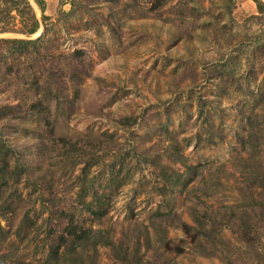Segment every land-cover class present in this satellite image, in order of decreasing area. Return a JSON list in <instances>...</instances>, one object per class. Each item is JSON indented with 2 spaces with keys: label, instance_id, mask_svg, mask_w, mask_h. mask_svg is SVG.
<instances>
[{
  "label": "rangeland",
  "instance_id": "1",
  "mask_svg": "<svg viewBox=\"0 0 264 264\" xmlns=\"http://www.w3.org/2000/svg\"><path fill=\"white\" fill-rule=\"evenodd\" d=\"M155 3L45 0L43 20L33 0H0V39L34 41L20 53L0 41V106L20 107L0 115L12 149L0 264H42L70 217L94 232L75 248L85 264H264V13L253 0ZM32 12L42 24L28 34ZM42 80L58 89L48 126L28 109ZM180 160L206 164L184 187ZM197 198L222 219L213 255L192 228ZM155 211L176 218L152 227ZM247 215L254 241L237 230ZM65 256L46 264L74 263Z\"/></svg>",
  "mask_w": 264,
  "mask_h": 264
},
{
  "label": "trees",
  "instance_id": "2",
  "mask_svg": "<svg viewBox=\"0 0 264 264\" xmlns=\"http://www.w3.org/2000/svg\"><path fill=\"white\" fill-rule=\"evenodd\" d=\"M35 2V4L39 7L40 11L42 12V19L45 20L46 16L44 15V0H33ZM160 1L162 0H152V2H156V3H160ZM256 4V9L257 12H259V14H263L264 13V2L262 0H253ZM155 3V4H156ZM154 7V5H153ZM152 8V7H151ZM253 17H257L256 15ZM29 19H30V24L29 27L26 28L25 33L31 34L34 33L38 27H39V21L37 19V17L33 14V12L29 15ZM5 41L10 43L11 49L18 51L19 53L25 49L27 47V44L30 43H34L33 40L30 39H23V38H6V39H0V41ZM76 53H78V51H76ZM72 64V63H71ZM12 66H8L7 69H9V71H11ZM57 71L60 72L62 71L61 68L56 67ZM72 72H71V76L74 75V73L76 74V72H80L79 67L77 66L75 69V66L72 67ZM57 73V72H56ZM61 76V74H60ZM49 78L51 80H58V85L60 87V85L62 86L63 79L60 77H57L56 74H54V72H50L49 73ZM42 83H37V81H34V84L36 85L35 88H33V93L38 94L39 93V97L36 98L35 100H33L31 102V104L29 105L28 109L31 111H41L42 110V114L40 115V117L42 118V120L44 121V124H46L48 126V124H50V121L48 119V102L49 100L53 99L54 97L57 96L56 93H54V88L55 86H52L50 84V82L48 80H42ZM57 89V87L55 88ZM58 90V89H57ZM42 95V96H41ZM20 111V107L18 104L16 105H6V106H0V115L3 117L8 116V118H10L9 116H12V114L15 112V114H17ZM51 131V130H50ZM12 149L9 147H5V146H0V191H1V187L2 185H4L6 183V175L7 173H10L11 170L9 169V159L10 156L12 154ZM179 157V156H177ZM177 160V159H175ZM180 163L184 165L185 169H186V173H189L188 178L186 180H184V182L182 183V186L184 187L186 185V183L192 179L193 177H196L200 171H203L204 166H206V164L204 163H197L194 165H188L186 164L183 160H180ZM181 175V174H179ZM257 180V182L253 185H260V187L262 186V184L264 183V178H255ZM252 186V185H250ZM263 187V186H262ZM163 188H160V191ZM250 191V199H252L253 201H258L257 199H260V194L261 191L256 192L255 193V189L254 186ZM84 209L89 211V214H92L93 216L100 218L101 215H103V213L105 212L104 209H102V207L100 206L101 204L96 203L93 204V201H89V202H84L82 201ZM85 203V204H84ZM201 204V205H200ZM7 207H9L8 209H10L12 207V204L9 203L7 205ZM188 213L189 216L192 220V222L194 223V226H192V228L198 232L201 233L202 236H204V241L211 245L212 248H209V253H211L212 255L216 253V251H218L217 248H214L215 243L217 242L218 238H214L215 233H217L219 231V228L217 226L218 223H221L222 219L219 220L217 214H219V212H216V210H213L212 207L209 204H205V202L203 200H200L199 198H197L196 200H189L188 202ZM224 208H231L230 206H223ZM254 206H250V210L253 211L255 208H253ZM12 210V208H11ZM255 211H259L261 214H264V209H257ZM175 213V212H174ZM174 213L171 211H166V212H162V211H155L153 212V214L151 215V221H150V225H152V227H154V220H158L157 225H162L165 226V224L160 223V221H163L164 219H169L170 221H172V219L176 218L174 216ZM245 213H247V210H245ZM249 214V213H247ZM179 218H177L178 220ZM219 220V222H218ZM227 220L229 221L230 218H227ZM227 220H225V222L228 224ZM247 222L245 223V226H239L237 228L238 231H240L242 234L243 239H245V237H247L249 235V241H254V239L256 240V228H257V221L254 220L253 218L250 217V215H247ZM173 225V224H172ZM159 227V226H158ZM0 232H2V228L0 226ZM3 234V233H1ZM94 234V232L91 230V228H84L82 225L75 223L72 218L70 217V219L68 220V222L66 223V225L64 226V228L62 229V231L60 233H58L55 237L52 238L51 243H49V248H48V254H47V258H45L44 262L42 264H46L48 263V260H54V262H59V257L65 259V255L69 254L72 256L71 261L74 262L73 264H85V260L83 261L82 256L80 255V253H76L75 248L79 247V245H81L84 240L88 237L90 239L91 235ZM199 235V234H198ZM217 235V234H216ZM211 241V242H210ZM61 247H65L64 250H62V252L60 251ZM255 249V253L257 255V253H259V250ZM206 253V252H205ZM207 254V253H206ZM63 256V257H62Z\"/></svg>",
  "mask_w": 264,
  "mask_h": 264
},
{
  "label": "clouds",
  "instance_id": "3",
  "mask_svg": "<svg viewBox=\"0 0 264 264\" xmlns=\"http://www.w3.org/2000/svg\"><path fill=\"white\" fill-rule=\"evenodd\" d=\"M183 235H184V233H183V231L181 230L180 236L177 238V240L182 239V238H183ZM177 240H175V241H173V242H176Z\"/></svg>",
  "mask_w": 264,
  "mask_h": 264
},
{
  "label": "water",
  "instance_id": "4",
  "mask_svg": "<svg viewBox=\"0 0 264 264\" xmlns=\"http://www.w3.org/2000/svg\"><path fill=\"white\" fill-rule=\"evenodd\" d=\"M38 20H39L40 24H42V19H41V17H38Z\"/></svg>",
  "mask_w": 264,
  "mask_h": 264
},
{
  "label": "crops",
  "instance_id": "5",
  "mask_svg": "<svg viewBox=\"0 0 264 264\" xmlns=\"http://www.w3.org/2000/svg\"><path fill=\"white\" fill-rule=\"evenodd\" d=\"M45 1V0H44ZM44 11H45V9H44Z\"/></svg>",
  "mask_w": 264,
  "mask_h": 264
}]
</instances>
